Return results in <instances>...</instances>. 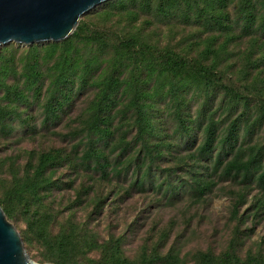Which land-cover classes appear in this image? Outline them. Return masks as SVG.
<instances>
[{
	"label": "rangeland",
	"instance_id": "rangeland-1",
	"mask_svg": "<svg viewBox=\"0 0 264 264\" xmlns=\"http://www.w3.org/2000/svg\"><path fill=\"white\" fill-rule=\"evenodd\" d=\"M168 6L108 0L61 42L0 46L1 85L20 95L3 97L0 89V105L12 111L0 121V208L34 263L64 257L58 243L66 238L76 245L73 264H142L143 257L146 264H219L229 248L240 260L264 262V121H256L264 111V0ZM131 39L157 62L169 55L189 71L210 68L211 83L178 82L122 59L121 42ZM59 73L65 83L46 120ZM109 78L116 86L98 103ZM210 122L215 142L202 154ZM45 153L56 156L46 173L51 185L11 200L15 181ZM236 155L253 158L252 167L227 176Z\"/></svg>",
	"mask_w": 264,
	"mask_h": 264
},
{
	"label": "trees",
	"instance_id": "trees-1",
	"mask_svg": "<svg viewBox=\"0 0 264 264\" xmlns=\"http://www.w3.org/2000/svg\"><path fill=\"white\" fill-rule=\"evenodd\" d=\"M185 4L188 5L190 0H184ZM219 1H226V0H219ZM166 4H168L169 9H173L175 6H177L178 0H165ZM92 40L94 41H99L100 37L98 35L92 36ZM61 42V41H59ZM57 43V42H53ZM52 48H55L54 46H50ZM121 51H122V59H128L132 63H135L138 65L137 67L144 66L148 70L152 72L159 71L161 74L162 73H170L172 76H174L176 79H178V82H181V79H184L188 77L191 82L195 83L198 86H207L211 83V77L213 76L212 70L208 67H204L201 64L196 67L194 70H188L186 67L187 62L183 60H178L172 56L165 55L162 56L163 59L161 61L157 62V58L154 56L152 53L153 51L145 44H139L135 39L127 40L124 42H121ZM120 58V56H119ZM1 68V66H0ZM27 72L29 74L26 76L27 80H31L33 78L34 72L31 70V65L27 64ZM66 77L62 74L59 73L56 78H55V85L53 87V90L50 93L49 99L47 101V104L45 106V119L49 120L54 116V111L53 110V102H57V99L55 97V93L59 91V88L62 86L63 83H65ZM105 86L101 89L99 92V101L98 103H101L102 100H106L109 96V91H111L113 88H111V85L116 86L115 81L112 78H109L105 83ZM174 84L170 83V89H174ZM4 90V95L3 97H8L10 94L13 96L17 97L20 99V95L12 92L11 88L7 86H2L0 82V89ZM137 92V90H134ZM227 91L228 95H231V92L225 89V93ZM235 97V96H234ZM98 107V111H99ZM98 111L95 113L94 116V122H96L99 118V115L97 114ZM139 111V116L143 117L142 113L140 110ZM137 111V113H138ZM12 111H9L7 108H4L0 105V121L6 119L7 117L11 116ZM142 120V119H141ZM257 122L261 123L264 121V111H261L259 117L256 119ZM145 130L148 129V125H145ZM97 130V129H96ZM235 130V124L231 123L228 128V135L229 137L233 136V132ZM204 133H205V139L200 147V152L202 154L208 153L212 150V145L215 142L214 138V130H213V124L210 122L208 123L205 128H204ZM56 156L52 155L51 153H45L41 154L38 157V163L35 166L33 172L29 175L26 176L25 180L20 182V181H15L14 189H13V199H20L21 196L24 194L28 195H36L40 189L49 187L51 185V180L50 177L46 175L47 170L49 166L55 161ZM84 159L87 161L96 159L97 161V156L96 154H91V153H86L84 155ZM254 162L253 158H249L246 161H240L239 156L236 155L233 160L228 162L225 167H224V174L225 175H231L233 174H239L241 172L247 174ZM29 172V171H28ZM27 172V173H28ZM30 173V172H29ZM260 179L264 178V173L260 174L259 177ZM238 203L234 204L233 206V214L236 215L238 213ZM6 214V218H10V213L8 211H3ZM109 247V252L112 254L119 253V244L120 240L116 239L111 241ZM58 247L61 249V251H64L65 256L61 258H56L55 264H73L70 261L69 258V252L71 253L75 248L76 245H74L72 242H69V238H66L65 241H61L58 243ZM66 251V252H65ZM113 258V255L111 256ZM203 259L206 261L209 260V256L203 254ZM114 264H119V260L117 258L112 259ZM148 260L146 257H143L141 260L142 264H146ZM173 263V262H172ZM219 264H264V262L260 259H256L251 256H247L245 260H240L234 251L232 249H228L225 253H223L222 257L219 260Z\"/></svg>",
	"mask_w": 264,
	"mask_h": 264
},
{
	"label": "water",
	"instance_id": "water-1",
	"mask_svg": "<svg viewBox=\"0 0 264 264\" xmlns=\"http://www.w3.org/2000/svg\"><path fill=\"white\" fill-rule=\"evenodd\" d=\"M108 0H0V46L59 42L81 17ZM0 264H36L26 254L15 227L0 208Z\"/></svg>",
	"mask_w": 264,
	"mask_h": 264
}]
</instances>
